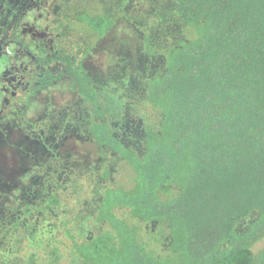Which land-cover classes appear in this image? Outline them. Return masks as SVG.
I'll return each instance as SVG.
<instances>
[{
  "label": "trees",
  "instance_id": "obj_1",
  "mask_svg": "<svg viewBox=\"0 0 264 264\" xmlns=\"http://www.w3.org/2000/svg\"><path fill=\"white\" fill-rule=\"evenodd\" d=\"M172 2L187 32L164 52L162 70L144 81V101L158 118L146 126L140 150L110 128L80 60L60 44H25L38 64L26 97L67 78L94 118L93 139L130 178L101 192L87 217L100 229L88 240L81 224L62 214L49 218L47 233L37 219L13 224L29 250L18 264L45 257L58 264L59 245L72 264H264V245L255 250L264 243V0ZM72 21L95 37L113 25L86 10L65 16ZM146 52L155 54L148 43ZM60 205L53 194L37 211ZM152 223L149 240L143 227Z\"/></svg>",
  "mask_w": 264,
  "mask_h": 264
},
{
  "label": "rangeland",
  "instance_id": "obj_2",
  "mask_svg": "<svg viewBox=\"0 0 264 264\" xmlns=\"http://www.w3.org/2000/svg\"><path fill=\"white\" fill-rule=\"evenodd\" d=\"M0 7L1 30L8 29L0 38V264H18L29 250L22 231L13 224L24 227L37 219L47 233L53 225L49 218L62 214L81 224L88 240L100 229L87 217L92 218L101 192L126 185L130 178V170L114 153L95 145L87 132L88 109L71 92L68 79L49 93L23 100L38 68L25 44L33 50L40 43L44 48L60 44L80 60L99 90L110 127L140 150L146 126L158 118L144 101V81L162 70L164 52L187 29L172 0H0ZM82 10L111 17L115 24L96 38L77 22L65 23L66 15ZM6 39L7 45L1 47ZM146 43L154 55L147 54ZM9 103L16 125L3 112ZM53 194L61 205L38 212ZM156 228L154 223L146 225L143 233L149 232L150 240ZM50 246L54 251L56 245ZM58 250L63 253L58 264H72L66 258L67 247L59 245Z\"/></svg>",
  "mask_w": 264,
  "mask_h": 264
},
{
  "label": "flooded vegetation",
  "instance_id": "obj_3",
  "mask_svg": "<svg viewBox=\"0 0 264 264\" xmlns=\"http://www.w3.org/2000/svg\"><path fill=\"white\" fill-rule=\"evenodd\" d=\"M1 8V7H0ZM74 13H76V11L74 12ZM1 16V15H0ZM67 16V15H66ZM68 16H71V15H68ZM1 18V17H0ZM108 18H111V17H108ZM111 19H113V18H111ZM114 24H115V20L113 19V25H112V27L114 26ZM70 25H72L71 23H70ZM111 27V28H112ZM111 28H109L108 30H107V32L111 29ZM8 29H3V30H1V27H0V38H1V34L2 33H8V31H7ZM89 31H91V30H89ZM10 32L12 33L13 32V30H10ZM92 35L93 36H95L93 33H92ZM103 37V36H102ZM97 38V37H96ZM1 40V39H0ZM9 39H6L5 41H4V43H2V46L1 47H5L6 45H7V41H8ZM66 51V50H65ZM31 52V51H30ZM69 54V53H68ZM71 55V54H70ZM72 56V55H71ZM74 57V56H73ZM81 63V62H80ZM82 65H83V63H81ZM84 66V65H83ZM84 68L86 69V67L84 66ZM37 70H38V68H37ZM87 70V69H86ZM87 72H88V74L90 75V73H89V71L87 70ZM38 73V72H37ZM37 73H36V75L34 76L35 78L38 76L37 75ZM91 76V75H90ZM92 78V77H91ZM65 79V78H64ZM67 79V78H66ZM35 80V79H34ZM34 80L32 81V84L30 85V86H28L27 88H26V90H27V93L28 92H31V87L33 86V84H34ZM62 81V80H61ZM60 81V82H61ZM92 81H93V79H92ZM59 82V83H60ZM69 83H70V81H69ZM58 84V83H57ZM56 84V85H57ZM93 84H94V86L96 87V89H97V91H98V94H99V96H100V93H99V90H98V88H97V86L95 85V83H94V81H93ZM55 85V86H56ZM71 85V84H70ZM27 86V85H26ZM53 86H51V87H49V88H47L45 91H41V92H37L36 94H34V96L33 97H31L30 99H35L40 93H42V92H46V93H49V90L52 88ZM71 92L73 93V94H76L73 90H72V88H71ZM26 93V94H27ZM78 97H79V99L83 102V100H82V98L78 95V94H76ZM26 99V100H25ZM100 99H101V96H100ZM12 100H13V98H12ZM23 100H25V101H28L29 100V98H27L26 97V95L25 96H23ZM8 101V100H7ZM48 104V103H47ZM49 104H51V102L49 103ZM83 104H84V102H83ZM84 105H86V104H84ZM86 107H87V105H86ZM4 110H3V112H4V114L5 113H9V115H10V118H11V120H12V118H13V125H16L17 124V116H12L11 115V113H10V110H12L13 109V105L12 104H8V106H6V108L4 107L3 108ZM9 109V110H8ZM87 109H88V114H89V116H90V119H89V121H88V126H89V124H90V122L94 119L93 118V116H92V114L89 112V108L87 107ZM6 110H8V111H6ZM107 114V113H106ZM105 120H106V118H105ZM10 121V120H9ZM106 122H107V120H106ZM108 123V122H107ZM109 124V123H108ZM110 126V125H109ZM111 128V127H110ZM113 131H114V129L113 128H111ZM87 130H88V127H87ZM88 133H89V135L92 137V135H91V133L89 132V131H87ZM93 138V137H92ZM123 141V140H122ZM94 142H95V140H94ZM123 142H125V141H123ZM95 145L97 146V147H99V148H103V147H100V146H98V144L95 142ZM106 149V148H105ZM108 150V149H107ZM108 151H110V150H108ZM111 152V151H110ZM113 153V152H112Z\"/></svg>",
  "mask_w": 264,
  "mask_h": 264
}]
</instances>
